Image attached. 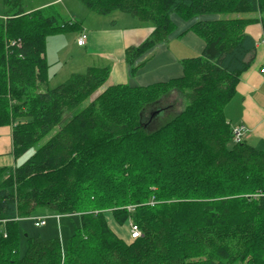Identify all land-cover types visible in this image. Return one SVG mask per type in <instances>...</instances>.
Here are the masks:
<instances>
[{"label": "trees", "instance_id": "obj_1", "mask_svg": "<svg viewBox=\"0 0 264 264\" xmlns=\"http://www.w3.org/2000/svg\"><path fill=\"white\" fill-rule=\"evenodd\" d=\"M77 1L152 25L124 51L131 73L167 41L173 14L197 18L189 29L205 46L181 61L179 77L113 84L91 98L108 67L48 87L47 37L81 22L63 19L60 3L25 10L22 0H1L0 126L11 129L15 164L0 165V264H264V150L234 142L224 112L255 50L245 28L260 22L264 35V0ZM234 13L250 16L226 17ZM172 93L178 111L164 103ZM41 208L78 225L66 246L25 235L20 255L19 222ZM109 214L126 222L123 236Z\"/></svg>", "mask_w": 264, "mask_h": 264}, {"label": "crops", "instance_id": "obj_2", "mask_svg": "<svg viewBox=\"0 0 264 264\" xmlns=\"http://www.w3.org/2000/svg\"><path fill=\"white\" fill-rule=\"evenodd\" d=\"M62 1L48 0L35 8L50 3L61 4ZM99 18L102 17L88 15L86 21L79 20L81 26L77 30L78 36L85 33L87 37L83 45H78L77 39L76 44L84 53L82 67L85 70L91 66L109 68L106 87L124 84L122 80L130 86H145L179 77L182 75L181 61L200 55L205 46L204 41L189 29L192 22L175 19L177 27L167 41L155 44L137 59L134 65L145 61L131 73V65L125 60L124 51L127 47L136 46L145 40L153 27L136 25L131 29H120L116 22L109 25ZM245 32L255 39V50L248 68L241 73L236 92L225 106L224 112L232 128L239 125L245 127L243 140L264 150V78L259 72L260 67L264 66V35L260 22L248 25ZM10 151L11 129L9 126H0V165L15 164ZM109 226L114 231L120 229L118 232L123 236L124 231L121 227H116L114 220Z\"/></svg>", "mask_w": 264, "mask_h": 264}, {"label": "rangeland", "instance_id": "obj_3", "mask_svg": "<svg viewBox=\"0 0 264 264\" xmlns=\"http://www.w3.org/2000/svg\"><path fill=\"white\" fill-rule=\"evenodd\" d=\"M48 0H22L23 8L25 10H32L30 8H35L37 5L42 4ZM2 7V3L0 0V8ZM63 19H68L73 17L76 20L86 21L88 15H95L98 17H102L104 23L109 25H114V22L118 24V27L121 29H131L136 25H148L152 26L150 23L140 22L128 13L121 11H114L106 15L95 14L88 9H86L81 3L77 0H63L61 2V6L59 7ZM249 17L248 13H234L230 15H226V17ZM175 19H179L184 21L178 14L172 15V21L177 27ZM184 22H192L191 20H185ZM78 31L75 29H68L65 31H61L58 34L50 35L46 39V57L47 62L49 64V81L48 87L52 88L55 85L63 82L71 72H84L85 68L82 67L83 56L84 53L81 51V48L76 44V39L78 37ZM81 34V33H80ZM121 82L125 83L124 80ZM107 85L106 82L102 85V87L95 92L91 98H94L99 94L100 91ZM165 104H172L174 106V111L179 110V104L182 102L179 98L178 94L172 93L170 96L164 99ZM181 101V102H180ZM87 102L85 101L82 106H84ZM155 127V125H150L149 129ZM33 149H30L26 152L19 161L25 160L31 153ZM45 215L46 219L42 226L36 227L33 222V218L30 219H22L19 222V253L20 255L24 254L27 246V239L25 235L31 236H41L43 238H49L52 236H57L61 243L66 246V242L68 237L72 234L74 228L78 225V217H66L62 216L60 220L57 222V219L51 215V212L46 209H38L35 212L36 216ZM114 220L116 227H121L123 230L125 223H120L115 220L110 214L107 216L108 224ZM117 231V230H116ZM120 231V229H118ZM117 231V232H118ZM119 234V232H118Z\"/></svg>", "mask_w": 264, "mask_h": 264}, {"label": "built area", "instance_id": "obj_4", "mask_svg": "<svg viewBox=\"0 0 264 264\" xmlns=\"http://www.w3.org/2000/svg\"><path fill=\"white\" fill-rule=\"evenodd\" d=\"M86 37L87 36L85 33H81L77 38V44L83 45L85 43ZM259 72L264 78V66L260 67ZM244 132H245V127L243 125H239V126L235 127L233 129V140H234V142L241 141V137H242ZM132 209H133V207H129V210H132ZM56 217H59V215H56ZM45 218H46L45 216L34 217L33 218L34 225L36 227L42 226L44 224ZM129 224H130V235H131V237L132 238L139 237L141 235V231H140L139 227L136 224L132 223V221H130Z\"/></svg>", "mask_w": 264, "mask_h": 264}]
</instances>
